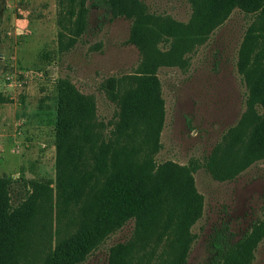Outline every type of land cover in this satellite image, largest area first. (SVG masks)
<instances>
[{"label": "rangeland", "instance_id": "374dc122", "mask_svg": "<svg viewBox=\"0 0 264 264\" xmlns=\"http://www.w3.org/2000/svg\"><path fill=\"white\" fill-rule=\"evenodd\" d=\"M102 1L64 0L68 31L60 45L58 0H0V177L11 179L14 204L27 197L28 180H48L55 190L57 80L95 100L97 126L110 138L123 119L116 96L136 77L154 74L163 100L155 164L186 168L203 199L185 264H215L217 234L237 243L264 221V160L231 170L223 148L248 110L238 53L257 14L236 8L195 41L185 33L194 21L192 0ZM150 30L156 36L148 53ZM184 36L188 49L174 54ZM56 227L55 217L54 241ZM135 230L130 221L83 264H109L112 249L127 245ZM249 264H264V236Z\"/></svg>", "mask_w": 264, "mask_h": 264}, {"label": "trees", "instance_id": "16d2710c", "mask_svg": "<svg viewBox=\"0 0 264 264\" xmlns=\"http://www.w3.org/2000/svg\"><path fill=\"white\" fill-rule=\"evenodd\" d=\"M58 1L61 45L67 14L64 0ZM192 5L194 21L185 33H195V41H202L236 8L257 14L238 53L248 110L223 146L228 169L243 170L264 160V0H192ZM155 33L148 35V53ZM190 40L184 36L173 53L188 49ZM133 85L116 96L123 119L106 138L97 126L95 100L68 79L57 80L55 190L48 180H28L27 197L14 204L11 179L0 177V264H83L133 220V239L112 249L109 264L186 263L190 228L202 215L203 199L186 168L155 164L163 125L159 80L154 74L142 75ZM262 236L264 221L237 243L217 234L211 244L214 263L249 264Z\"/></svg>", "mask_w": 264, "mask_h": 264}, {"label": "crops", "instance_id": "0c3cea01", "mask_svg": "<svg viewBox=\"0 0 264 264\" xmlns=\"http://www.w3.org/2000/svg\"><path fill=\"white\" fill-rule=\"evenodd\" d=\"M23 1H29L31 3H51L53 0H23ZM7 2L9 3L10 0H7Z\"/></svg>", "mask_w": 264, "mask_h": 264}]
</instances>
